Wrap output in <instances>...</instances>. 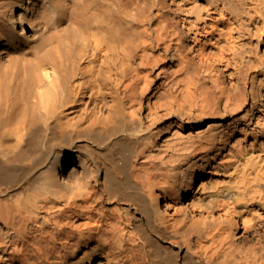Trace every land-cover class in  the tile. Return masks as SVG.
<instances>
[{
  "label": "bare ground",
  "instance_id": "6f19581e",
  "mask_svg": "<svg viewBox=\"0 0 264 264\" xmlns=\"http://www.w3.org/2000/svg\"><path fill=\"white\" fill-rule=\"evenodd\" d=\"M0 264H264V0H0Z\"/></svg>",
  "mask_w": 264,
  "mask_h": 264
}]
</instances>
